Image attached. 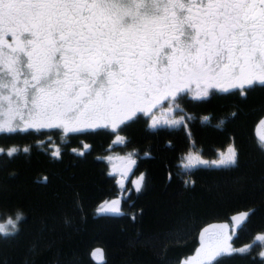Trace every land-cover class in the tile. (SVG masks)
<instances>
[{"label":"trees","instance_id":"trees-1","mask_svg":"<svg viewBox=\"0 0 264 264\" xmlns=\"http://www.w3.org/2000/svg\"><path fill=\"white\" fill-rule=\"evenodd\" d=\"M239 91L186 97L180 128L152 130L138 114L116 131L0 133V220L21 217L0 233V264H183L219 224L237 228L219 264H264V87ZM230 146L231 168L182 169L192 151L216 160ZM113 154L132 162L125 182Z\"/></svg>","mask_w":264,"mask_h":264},{"label":"snow or ice","instance_id":"snow-or-ice-1","mask_svg":"<svg viewBox=\"0 0 264 264\" xmlns=\"http://www.w3.org/2000/svg\"><path fill=\"white\" fill-rule=\"evenodd\" d=\"M193 83L198 100L264 87V0H0V108L20 119L9 133L116 131L175 111ZM228 152L211 164L235 166ZM223 251L206 248L199 264H219Z\"/></svg>","mask_w":264,"mask_h":264},{"label":"rangeland","instance_id":"rangeland-1","mask_svg":"<svg viewBox=\"0 0 264 264\" xmlns=\"http://www.w3.org/2000/svg\"><path fill=\"white\" fill-rule=\"evenodd\" d=\"M196 92H192L188 95L191 97ZM183 110L180 108V105L178 108L173 111L170 107H164L160 110L155 111V115L153 116L152 120H150V125H155L156 127L152 130L161 129V128H168V129H174V128H180L182 126H186L187 119L190 118L187 114H184ZM0 122L5 123V131L7 130V123L8 122H14V123H20L19 115L15 111H9L7 107V102H5V106L3 108H0ZM111 126V125H110ZM103 127L102 125L97 127L96 125L91 126L90 128H87L85 130H91V129H97ZM84 130V131H85ZM258 133L261 137V139L264 141V120L262 123L258 126ZM229 148H234L233 146H230ZM229 148L224 152L219 154V157L216 160H207L202 158L198 153L192 151L190 152L184 159L182 163V169L184 171H191L193 169L199 168V167H215L211 164L212 161H218L224 156L228 155ZM111 160V167L112 172L115 175H118V177L121 179V182H125L126 175V165L130 166L129 172L132 170V162L124 157L117 154H113V156L110 158ZM201 161H207L209 162L207 165L202 164ZM185 165H188V167H185ZM219 168V167H217ZM127 173V172H126ZM140 180L136 179L134 181V184L138 187L140 185ZM15 226H16V219L10 218ZM8 220L1 221L0 220V226H2L4 233L10 234L15 229L12 224L8 223ZM241 218L236 217L234 219V227L238 226L240 224ZM237 228H232L226 224H219V225H212L208 227L201 235V247L196 252L195 256L191 257L190 259L183 262V264H199V260L204 253L205 249L208 247H220L224 249V251L218 256L230 253L233 251L232 248V239L234 235H236ZM1 233V234H4ZM264 239V235H260L258 237L259 241H262ZM101 252H98L96 255V258L100 259ZM217 257V258H218Z\"/></svg>","mask_w":264,"mask_h":264},{"label":"flooded vegetation","instance_id":"flooded-vegetation-1","mask_svg":"<svg viewBox=\"0 0 264 264\" xmlns=\"http://www.w3.org/2000/svg\"><path fill=\"white\" fill-rule=\"evenodd\" d=\"M6 40H10V37H6ZM190 88H191V93L192 92H196L197 91V89H196V85H195V83H193V84H191L190 86H189ZM202 87H203V85H202ZM235 90H240V89H235ZM213 91H217V90H212V89H210L209 90V92L211 93V92H213ZM231 91H233V90H231ZM190 94V93H189ZM188 99H191L192 97L190 96V95H187L186 96ZM193 99V98H192ZM166 107V106H165ZM164 108V107H163ZM181 108V107H180ZM182 110H183V112H184V109L183 108H181ZM152 111H156V109H153ZM122 124H119L118 125V127H120ZM117 127V128H118ZM102 128V127H101ZM108 128H110L111 130H112V128H111V126L109 125V127ZM29 130H34V129H29ZM40 130H51V129H40ZM91 130H94V129H91ZM4 132H8L7 130L6 131H4ZM126 170L127 171H125L124 173H125V175H126V177H129L130 176V172H129V170H130V166L129 165H126ZM127 172V173H126Z\"/></svg>","mask_w":264,"mask_h":264}]
</instances>
